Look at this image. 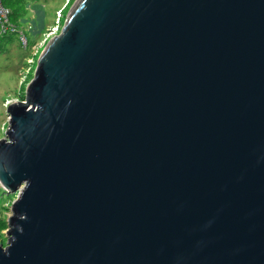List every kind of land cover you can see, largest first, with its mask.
Segmentation results:
<instances>
[{
  "label": "water",
  "instance_id": "1",
  "mask_svg": "<svg viewBox=\"0 0 264 264\" xmlns=\"http://www.w3.org/2000/svg\"><path fill=\"white\" fill-rule=\"evenodd\" d=\"M6 112L0 264H264V0H79Z\"/></svg>",
  "mask_w": 264,
  "mask_h": 264
},
{
  "label": "rangeland",
  "instance_id": "2",
  "mask_svg": "<svg viewBox=\"0 0 264 264\" xmlns=\"http://www.w3.org/2000/svg\"><path fill=\"white\" fill-rule=\"evenodd\" d=\"M20 2L23 9L22 17L19 19L20 25L25 31L30 27V31L37 37H32L30 31H26L29 45L34 43L28 50H22L14 35L0 41V139L3 138L8 125L6 109L9 105L24 102L27 86L34 76L41 53L51 40L60 34L66 17L79 0H20ZM58 19L60 24L55 30V22ZM37 34H40V38ZM15 199L16 195H7L0 187V219L7 222L11 216L10 206ZM5 232L3 236L5 238H0L2 246L7 242Z\"/></svg>",
  "mask_w": 264,
  "mask_h": 264
},
{
  "label": "built area",
  "instance_id": "3",
  "mask_svg": "<svg viewBox=\"0 0 264 264\" xmlns=\"http://www.w3.org/2000/svg\"><path fill=\"white\" fill-rule=\"evenodd\" d=\"M4 0H0V41L9 35H14L17 38L18 44L23 50L28 48V40L26 37L30 27L25 31L21 25H17L11 21V10L3 4ZM60 24L59 19L55 22V30ZM8 126V125H7ZM7 129V128H6Z\"/></svg>",
  "mask_w": 264,
  "mask_h": 264
},
{
  "label": "trees",
  "instance_id": "4",
  "mask_svg": "<svg viewBox=\"0 0 264 264\" xmlns=\"http://www.w3.org/2000/svg\"><path fill=\"white\" fill-rule=\"evenodd\" d=\"M3 4L8 7L10 10H11V21L17 25H20V18L22 17V12H23V9L22 7L20 6L21 2L20 0H4ZM16 8V9H15ZM36 33V32H35ZM29 34L32 36V37H37L34 33H32L31 31L29 32ZM41 34V32H40ZM39 34V35H40ZM38 35V34H37ZM38 35V37L40 38V36ZM9 37V36H8ZM26 37H27V40H28V48L27 50L29 49V47H32V44L31 46L29 45V38H28V34H26ZM7 38V36L5 37ZM2 42V41H1ZM1 46V45H0ZM23 50V49H22ZM22 62H24V59L22 58ZM27 66L28 64L25 63ZM24 66V65H23ZM19 85L21 86V83H19ZM23 95V93H22ZM7 230V222L3 219H0V238H5L3 237L4 236V231Z\"/></svg>",
  "mask_w": 264,
  "mask_h": 264
}]
</instances>
